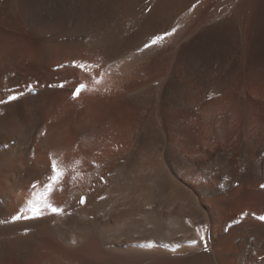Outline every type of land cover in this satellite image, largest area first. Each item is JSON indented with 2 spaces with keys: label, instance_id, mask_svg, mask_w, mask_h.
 Masks as SVG:
<instances>
[{
  "label": "bare ground",
  "instance_id": "obj_1",
  "mask_svg": "<svg viewBox=\"0 0 264 264\" xmlns=\"http://www.w3.org/2000/svg\"><path fill=\"white\" fill-rule=\"evenodd\" d=\"M258 1L14 0V26L23 36L11 40V24L1 14L0 43H25L35 51L37 36L49 34L55 42L39 47L42 60L51 51L88 69L78 73L77 84L85 87L73 100L37 77L3 72L14 69L15 57L0 64V99L23 92L0 104V264H28L37 251L64 256L62 264H136V254L162 256L163 264L179 256L184 264H264V221H252L242 210L248 204L257 217L264 215V132L241 139L246 120L264 119L263 103L249 101L245 91L246 83L255 90L264 80L252 69L250 46ZM166 32L171 35L144 48ZM244 56L246 70L230 80L231 64ZM27 84L34 86L33 96ZM103 93L112 97L102 108L95 99ZM78 102L104 109L106 118L88 120L62 107ZM47 103L59 108L44 120ZM234 123L242 124L237 130ZM233 153L238 169H209L212 161L230 166ZM141 159L163 187L150 193L151 208L143 211L149 218L124 228L147 238L125 246L123 228L114 232L111 224L127 218L130 206L107 210L108 199L118 191L111 187L131 179ZM51 161L63 177L49 192ZM81 195L86 203L79 210ZM169 199L172 206L184 205L188 221L178 211H161ZM236 203L239 215L223 219ZM34 204L40 218L11 221L16 214L32 216ZM45 205L64 212L53 215Z\"/></svg>",
  "mask_w": 264,
  "mask_h": 264
},
{
  "label": "rangeland",
  "instance_id": "obj_2",
  "mask_svg": "<svg viewBox=\"0 0 264 264\" xmlns=\"http://www.w3.org/2000/svg\"><path fill=\"white\" fill-rule=\"evenodd\" d=\"M13 2H14V0H3L4 8H3V11L0 12V15L3 14V16L6 18V20H8V24H11V26H9L10 28H7V30H6V33L8 32V34L11 37V40L12 39L20 40L23 35L19 29L20 27L14 26V21H13V18H15L14 15H16V17H17L19 15V13H18L16 5H14V7L12 6ZM255 8H254V14H256V15H254L255 18L253 17V19H252V21L254 20L253 23H255V25L251 29L252 32L250 34V36H251V45L250 46L252 47L253 55H255V57H256L255 58L256 60L254 61V65L252 66V69L256 73H261V75L263 76V79H264V0H259L257 6ZM41 13H42V15H45V13H43V12H41ZM17 18H19V17H17ZM253 23H252V26H253ZM54 42H55V39L52 37V35H49V34L39 35V36H37V39L34 43L35 51H33V49H31V46L29 44H25V43L20 44V42L18 44H16L15 41H13L12 43H14L15 47L11 48V43L6 42L4 40L3 42L0 43V64L9 56L15 57L14 58L15 66L13 67L15 69V71H14V69H11L10 71L4 70L3 72H5L6 74H9L10 77H14L17 72L19 73V75H21L25 79L31 78V77L32 78L37 77L39 80L36 82H38V83H45L46 82V84H51L54 87H52L50 89H54L57 91H62L61 88L55 87V85L58 84L57 81H61V82L63 81L65 83V87L63 88L64 90L62 92L67 91L68 93L70 92V94H71V92L73 90L72 86L81 81V80H79L81 78L79 77V74H78L79 72H81V70L72 67L71 62H73V61L70 62L68 60H65V58L56 57L55 55L51 54V51L48 53L47 58L45 60H42L39 56L41 53V50L39 48L40 46H43V44L51 45V44H54ZM232 60H231V62H232ZM246 60H247V56L246 57L244 56L243 61L240 64H239V62H238V64H234V65L231 64L232 66L230 67V69H231V71H230L231 79L230 80L235 79L236 77L238 78V75H242L240 72L241 71L244 72L246 70V67H245V69L242 68V67H244V64L246 63ZM95 63L97 64L98 61H96ZM62 65L66 66V67H61ZM18 66H19V70H17ZM10 72H12V73H10ZM241 80H243V79H241ZM35 84H37V83H35ZM43 87H45V86H43ZM47 89H49V88H47ZM58 89H60V90H58ZM255 90L257 93H255ZM255 90L254 89L252 90L251 86L248 83H246V86H245L246 98L249 101L262 102L264 105V80H263V84H261L260 86H257ZM1 91L4 92L5 90L2 89ZM29 92L33 96V94H35L34 87H33L32 91H29V89H27V93H29ZM69 97H70V99L72 98V96H69ZM69 97L67 98L68 101H69ZM111 97H112V95L108 94V93L100 94L99 97L97 99H95V105L96 104H102L101 106L103 108V103L109 102L110 100H107V99H109ZM76 99H73V100H76ZM81 103H79V102L73 103V104L65 103V104H63L62 107L67 108L68 110H74L78 113L85 114L86 115L85 117L88 120H101V119L106 118L104 116V109H100V113H99L97 111V109H92V108H90V106L89 107L86 106L87 108L84 106V108H83L84 102L82 103V105H81ZM58 108H59L58 105H52L50 103H47L45 106V111L46 110L47 111L45 112V114L43 115L42 118L45 120L47 118L46 116H51L53 114V111L58 110ZM49 118H51V117H49ZM246 121L247 122L244 124V129H242V135H241L242 141L247 142L252 136L256 135L257 133L264 132V119L262 120L261 123L260 122L258 123L255 121L252 122V119H249ZM241 124L240 123H234L237 130L240 128ZM105 127H107V126L105 125ZM102 129H104V128L102 127ZM229 133H230V140L234 141L236 138L235 137L236 133H233V130L231 128L229 129ZM251 153L252 152H250V154ZM231 156L232 157L230 159V164H231L230 166H228L226 164L217 165L215 161H212L209 163V169H211L212 171H226V170L238 169L237 163L239 161V158L237 157V154L233 153ZM251 159H255V156L252 154H251ZM40 161L44 162L45 159H43V157H41ZM145 162L142 161V159H141L139 164L138 163L135 164V167L132 171L133 174H132L131 179H126L125 181L121 180L117 185L113 184L114 187L113 186L111 187L112 191L113 190H118V191L117 192L114 191V193H115L114 196L111 194L112 197L110 196L111 198L109 197V199H108V203L110 205L107 203L109 205V208L106 207L107 210H109V209H112L113 206L114 207H117V206L120 207L121 206L122 208H123V205H125L127 207L130 206V210H128L130 213H129V216L127 218H120L119 220H117L111 224V230L114 232H116V231L120 232L123 228L124 233L123 232L120 233V242L125 243L124 244L125 246H128L129 245L128 242H130L131 240H144L145 238H147L148 234H145V233L131 234V233H134L131 229H124V228L127 226H130L131 223H135L136 221L142 222V221H145L146 219L149 218L148 217L149 214H145L144 212L148 211L149 208H151V206H149V204H148V198L150 197V193L153 189H156L159 186L163 187V185L157 183L154 175L152 174L154 172L153 169L146 167ZM126 187H127V189H128V187H131L132 190L134 189V191H133L134 193L129 194V192H127L129 189L127 190ZM219 188H220V186H219ZM124 189L126 191H124ZM142 195H143V197H142ZM128 197H130V198H128ZM142 200H143V202H142ZM128 202H131V203L128 204ZM172 203L173 202H171V199H169V201H167L166 204L162 205L163 207L161 206L163 209L162 210L160 208L161 211H166L167 209H168V211L169 210H174V212L178 211V214L181 215L182 219H185L186 221H188L189 218H185V215H184V217L182 216V214L184 213V210H183L184 205L182 204L180 206V203L176 205V201H175L174 205L172 206L171 205ZM173 207H174V209H173ZM204 208H206V207H204ZM238 209H240V205H238V203L233 204V205H231L230 210H227L226 213L224 214V216H221V217L223 219L229 218L232 215H234V216L236 215V217H237L239 215ZM242 210H244V213L246 212L245 215H247L248 211H249V214L251 215V220L258 222V217H257L255 211L253 209H250V206L248 207V204L246 206H244ZM208 211L214 212L215 208L214 207H208ZM174 212H172V213H174ZM172 213H170V215ZM189 223L190 222H188L186 224V226L188 227L189 231L194 232L195 228L193 226L189 225ZM126 230H127V232H126ZM122 234H124V235H122ZM189 244H192V242ZM136 247H139L140 249H144V247H140V244H138V245L132 244V248H136ZM39 252H43V251H39ZM70 256H71V254H70ZM134 256L137 258L136 264H139V263L140 264H163V262L160 261L162 256H157L154 254H148V255L136 254ZM175 257H177V256H175ZM180 258L182 259L183 256H179V258H173L172 260L166 259L164 261H168V262H166V264H184V263L179 262L178 259H180ZM63 259H65L64 256L63 257H55V255H53V253H51V251H48L45 253H38V251H37V254L31 259V261L28 264H62Z\"/></svg>",
  "mask_w": 264,
  "mask_h": 264
},
{
  "label": "snow or ice",
  "instance_id": "obj_3",
  "mask_svg": "<svg viewBox=\"0 0 264 264\" xmlns=\"http://www.w3.org/2000/svg\"><path fill=\"white\" fill-rule=\"evenodd\" d=\"M174 31H175V29H173V32ZM167 35H171V33H167L166 32L163 35L154 36V38L151 39L150 43H145L144 44V48H149L152 45L157 44L159 41L164 39V37L167 36ZM61 67H66V66L62 65ZM72 67L80 69L82 72H85L88 69V65H86V64H77V63H75V61H73ZM25 87L28 88L29 91H32L34 86L31 85V84H27V85H25ZM45 87L52 88L54 86L51 85V84H47V85H45ZM55 87H59V88L63 89L65 87V83L62 81V82L58 83L57 85H55ZM84 87H85L84 84H77L75 86L74 90L71 93L72 98L76 99L81 94V92L83 91ZM22 95H23L22 91L18 92V93L9 94L7 96V99H0V104H7V103H11L13 101H16ZM41 135H44V133L41 132ZM50 172H51V175H49L47 177L48 183L46 185V188H47V190L49 192H52L54 190L55 186L61 182L62 177H63V173L58 169V167H57V165H56V163L54 161L50 162ZM32 187L35 188L36 185L33 184ZM261 187H264V185H261ZM101 199H103V197H101ZM79 203L81 205H84L86 203V197L81 196L80 200H79ZM45 207L50 208L51 214H53V215H60V214H62L64 212V209L60 208V207H54L52 205H45ZM30 211L33 213L32 216L16 214V215H13L11 217V221L12 222H16V221H20V220L38 219V218H40L43 215V213L41 212L40 207L38 205H35V204L32 206ZM258 219H260L261 221H264V215L259 216ZM27 231H28V229H25V233H27ZM201 239H203V237H201ZM193 243H195V241H193ZM147 246L148 247H152L153 245L149 244ZM173 251H175V249H173Z\"/></svg>",
  "mask_w": 264,
  "mask_h": 264
}]
</instances>
